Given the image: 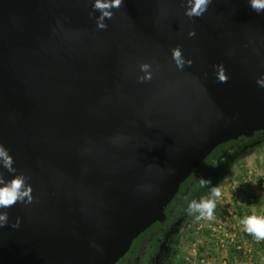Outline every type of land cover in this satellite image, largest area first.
Segmentation results:
<instances>
[{"label":"water","instance_id":"1","mask_svg":"<svg viewBox=\"0 0 264 264\" xmlns=\"http://www.w3.org/2000/svg\"><path fill=\"white\" fill-rule=\"evenodd\" d=\"M93 3L0 0V144L16 169L0 173L33 189L0 209V264H115L218 145L264 129V12L249 0L192 19L186 0H123L103 30Z\"/></svg>","mask_w":264,"mask_h":264},{"label":"flooded vegetation","instance_id":"2","mask_svg":"<svg viewBox=\"0 0 264 264\" xmlns=\"http://www.w3.org/2000/svg\"><path fill=\"white\" fill-rule=\"evenodd\" d=\"M222 144L207 156L197 172L181 183L158 220L134 239L129 250L115 264H184L182 254L179 258L182 239L195 223V216L187 213L188 204L208 196L211 187L218 186L230 173L234 162L264 149V129L247 132ZM201 177L209 179L211 185L201 187Z\"/></svg>","mask_w":264,"mask_h":264},{"label":"clouds","instance_id":"3","mask_svg":"<svg viewBox=\"0 0 264 264\" xmlns=\"http://www.w3.org/2000/svg\"><path fill=\"white\" fill-rule=\"evenodd\" d=\"M212 3V0H186L185 15L192 19L194 17H201L207 10L208 6ZM250 7L257 13L264 12V0H249ZM123 5V0H94L93 11H99L100 15L97 17L96 24L98 29H106L107 24L105 19L111 20L113 18L112 9H120ZM92 15V13H90ZM189 37L196 35L195 30H190ZM172 59L175 62L178 69H183L187 64L191 66L192 60L185 59L180 46H176L171 50ZM140 71L144 75L138 77V81L141 83L151 81L153 79V73L151 71L152 65L149 63L140 64ZM216 68L217 79L220 83H226L228 76L223 63L214 66ZM257 84L264 87V76L257 79ZM15 161L9 154L8 149L0 144V166L6 169L9 173H16V169L13 167ZM27 177L21 173L13 175L10 180H5L3 173H0V209H8L13 207L18 202L30 204L33 201L32 186L28 184ZM199 185L206 187L211 185L209 179L201 177L199 179ZM222 196L221 187L212 186L208 196L201 197L199 200H192L187 207V213L194 215L197 220L208 219L211 220L214 217L216 208V200ZM9 223V216L7 211H0V228L7 226ZM241 224L245 232L254 239L264 241V215H247L242 218ZM20 225V218L18 217L16 222L11 226L17 228Z\"/></svg>","mask_w":264,"mask_h":264},{"label":"built area","instance_id":"4","mask_svg":"<svg viewBox=\"0 0 264 264\" xmlns=\"http://www.w3.org/2000/svg\"><path fill=\"white\" fill-rule=\"evenodd\" d=\"M253 179L257 189L250 192L249 199L241 208L246 216L252 215V210L259 207L258 197H264V155L263 165L248 167L244 180L237 181L234 187L240 185L244 188ZM230 185L233 189V184ZM221 190L222 196L216 200L214 217L211 220H199L194 226L188 240V250L183 254L184 264H214L211 261H218L216 264H233L231 257H234L236 264H242L241 260L257 255V247L264 245V241L257 242L251 235H246L244 228H235L233 216L237 212L231 209L224 214L221 211L219 207L223 206L230 188ZM221 251L230 256L222 257Z\"/></svg>","mask_w":264,"mask_h":264},{"label":"crops","instance_id":"5","mask_svg":"<svg viewBox=\"0 0 264 264\" xmlns=\"http://www.w3.org/2000/svg\"><path fill=\"white\" fill-rule=\"evenodd\" d=\"M263 155L264 149H260L245 155V157L240 158L239 160L233 163V167L230 170V172L232 173V177L227 178L228 180H230L231 184H233V189L230 188L229 192L227 193V198L222 204L223 206L219 208H221V211L224 214H226L225 212L230 211L231 209L237 212L236 216H233V224L235 225V228L237 230L243 229L241 220L243 217L246 216V214L242 212V205L244 206L246 204L247 200L250 197V192L252 190H256L257 185L254 179L246 183L244 188L240 185L234 187V185L237 181L244 180V176L246 175L248 167H252L254 165H263ZM258 200L260 202L258 205L259 207L255 209V211L252 210V214L264 215V197L259 196ZM246 235L249 234L246 233ZM256 251L258 252L257 255L241 260L242 264H264V245L258 246ZM220 255L223 257L228 255V253L221 251ZM232 260L233 264H236L234 257H231V261ZM211 262L216 264L218 261Z\"/></svg>","mask_w":264,"mask_h":264},{"label":"rangeland","instance_id":"6","mask_svg":"<svg viewBox=\"0 0 264 264\" xmlns=\"http://www.w3.org/2000/svg\"><path fill=\"white\" fill-rule=\"evenodd\" d=\"M228 177H232V173L230 172L229 174H227L221 181V183L219 184V186L222 188H231V182L230 180H228L227 178ZM195 223L193 224V226L190 227V229L184 234V237L182 239V243H181V246H182V251L181 253L179 254V258H180V255L182 254V257H183V254L186 252V250H188V240L190 238V236L192 235V231H193V228L194 226L196 225V223L199 221L195 218ZM184 263V262H182Z\"/></svg>","mask_w":264,"mask_h":264},{"label":"trees","instance_id":"7","mask_svg":"<svg viewBox=\"0 0 264 264\" xmlns=\"http://www.w3.org/2000/svg\"><path fill=\"white\" fill-rule=\"evenodd\" d=\"M233 140H234V139H233ZM221 145H223V144H221ZM201 166H202V165H200V166H199V167L193 172V174H194L195 172H197V171L201 168ZM163 215H164V214H162V217H163Z\"/></svg>","mask_w":264,"mask_h":264}]
</instances>
